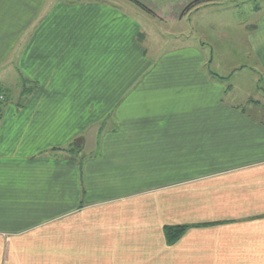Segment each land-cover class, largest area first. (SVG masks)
<instances>
[{
	"label": "crops",
	"instance_id": "obj_1",
	"mask_svg": "<svg viewBox=\"0 0 264 264\" xmlns=\"http://www.w3.org/2000/svg\"><path fill=\"white\" fill-rule=\"evenodd\" d=\"M191 1L139 0L165 46L122 0H0V264H264V0L244 89Z\"/></svg>",
	"mask_w": 264,
	"mask_h": 264
},
{
	"label": "rangeland",
	"instance_id": "obj_2",
	"mask_svg": "<svg viewBox=\"0 0 264 264\" xmlns=\"http://www.w3.org/2000/svg\"><path fill=\"white\" fill-rule=\"evenodd\" d=\"M153 1L158 2L157 6H155L158 11L166 13L167 15L171 14L172 5L167 4L168 0ZM122 2V9L124 10L126 7L125 12H131L138 19L139 23L147 28L146 31L152 34L151 40L154 43L163 41V45L166 46V43L169 44L173 40V33L179 32L178 30L181 29V25L186 24V20L177 23L172 20H162L161 18L154 17L150 12L137 6L130 0H122ZM205 3H211V5L206 6V8L196 13L195 21L196 19L197 21L195 23L201 27V32L198 29L195 37L197 39L204 38L206 53L214 61L212 62L211 69L222 73L237 67L235 69L236 73L226 80L227 84L236 82L239 76H241L247 82H242L241 88L244 89V86L249 87L252 78L250 67L253 61L248 52L245 37L246 30L243 29V26H249L252 23V8L254 7L248 4H242L239 0H200V2L194 3L193 6L184 10L185 15H188V13L203 6ZM192 23L194 24V21ZM155 36H157L156 39ZM217 65L218 68L216 67ZM251 93L248 94L247 99L241 101V106L244 108L249 107L264 110V81H261L259 90H254ZM227 99H230V96Z\"/></svg>",
	"mask_w": 264,
	"mask_h": 264
},
{
	"label": "trees",
	"instance_id": "obj_3",
	"mask_svg": "<svg viewBox=\"0 0 264 264\" xmlns=\"http://www.w3.org/2000/svg\"><path fill=\"white\" fill-rule=\"evenodd\" d=\"M130 1L133 2L134 4H136L137 6L141 7L142 9L147 10L148 12H151V10L148 7H146L144 4H142L138 0H130ZM198 2H200V0H195L194 2L188 4L184 10H187L188 8H190L191 6H193L194 3H198ZM219 78H221V77H219ZM25 87L26 86H24V89H23V92L24 93L27 92V88H25ZM0 95L3 96V99L0 100V110H1L2 104L5 102V99H6V91L4 89H2L1 87H0ZM182 229L183 228H180L178 230L177 235H178V233H180V232L183 231Z\"/></svg>",
	"mask_w": 264,
	"mask_h": 264
},
{
	"label": "built area",
	"instance_id": "obj_4",
	"mask_svg": "<svg viewBox=\"0 0 264 264\" xmlns=\"http://www.w3.org/2000/svg\"><path fill=\"white\" fill-rule=\"evenodd\" d=\"M1 99H3V96H2V95H0V100H1Z\"/></svg>",
	"mask_w": 264,
	"mask_h": 264
}]
</instances>
